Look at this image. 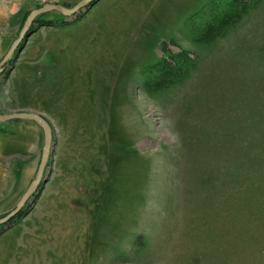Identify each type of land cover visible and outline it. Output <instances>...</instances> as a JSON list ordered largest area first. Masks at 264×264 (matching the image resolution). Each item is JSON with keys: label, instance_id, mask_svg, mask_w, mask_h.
Segmentation results:
<instances>
[{"label": "rangeland", "instance_id": "374dc122", "mask_svg": "<svg viewBox=\"0 0 264 264\" xmlns=\"http://www.w3.org/2000/svg\"><path fill=\"white\" fill-rule=\"evenodd\" d=\"M0 0V63L31 12ZM51 128L0 264H264V0H94L38 16L0 116ZM34 121L0 122V220L35 180Z\"/></svg>", "mask_w": 264, "mask_h": 264}, {"label": "water", "instance_id": "95a60500", "mask_svg": "<svg viewBox=\"0 0 264 264\" xmlns=\"http://www.w3.org/2000/svg\"><path fill=\"white\" fill-rule=\"evenodd\" d=\"M94 0H82L79 2L74 8L68 9L65 8L61 5H56V4H46L44 5L41 9L35 10L30 13V15L27 17L24 26L20 32L19 38L17 41L13 43L11 48L9 49L8 53L6 56L3 58L2 62L0 63V74L3 72L4 65L11 59L13 53L15 52L16 48L19 46L21 40L23 37L26 35L27 31L29 30L30 26L32 25L33 21L40 15L46 14L52 11H57L61 13L64 16H72L79 12L81 9H84L88 5H90ZM18 119H26L30 121L36 122L44 132V138H45V143L42 151V158L41 162L39 165V169L37 172V176L34 181L31 182L30 186L28 187L27 191L25 192L24 196L21 198V200L18 202L16 205V208L12 211V214L4 219L0 220V225L6 222L12 215L16 214L22 207L23 205L27 202V200L35 193L37 190L43 173L45 171V168L47 166L49 156L51 153V147H52V131L49 125L38 115L35 114H13L10 116H0V122H6V121H12V120H18Z\"/></svg>", "mask_w": 264, "mask_h": 264}]
</instances>
